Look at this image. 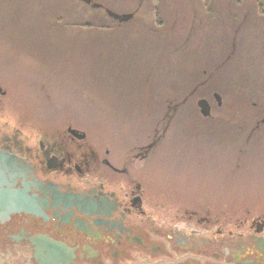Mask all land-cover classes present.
<instances>
[{"label":"rangeland","instance_id":"374dc122","mask_svg":"<svg viewBox=\"0 0 264 264\" xmlns=\"http://www.w3.org/2000/svg\"><path fill=\"white\" fill-rule=\"evenodd\" d=\"M92 1L0 0V128L26 134L22 114L48 131L78 121L98 144L152 141L169 201H264V136L247 122L264 113L261 0Z\"/></svg>","mask_w":264,"mask_h":264},{"label":"flooded vegetation","instance_id":"af4514ba","mask_svg":"<svg viewBox=\"0 0 264 264\" xmlns=\"http://www.w3.org/2000/svg\"><path fill=\"white\" fill-rule=\"evenodd\" d=\"M17 115L26 134L0 128V264H264V201L217 210L175 189L169 201L152 141L98 144L78 121L48 131ZM247 122L264 136V113Z\"/></svg>","mask_w":264,"mask_h":264},{"label":"water","instance_id":"95a60500","mask_svg":"<svg viewBox=\"0 0 264 264\" xmlns=\"http://www.w3.org/2000/svg\"><path fill=\"white\" fill-rule=\"evenodd\" d=\"M82 1H84L85 3L92 4V6L97 7V8L100 7V6H102V4L95 3L92 0H82ZM107 12H108V14H110V15L114 16L115 18H118V19H122V18L125 19V18H129L130 17V15H124V16H122L121 14H117V13H115L114 11H112L110 9ZM215 96L218 99H220V97L217 94Z\"/></svg>","mask_w":264,"mask_h":264},{"label":"bare ground","instance_id":"6f19581e","mask_svg":"<svg viewBox=\"0 0 264 264\" xmlns=\"http://www.w3.org/2000/svg\"><path fill=\"white\" fill-rule=\"evenodd\" d=\"M8 260V264H15V263H17V261H16V259H14V258H8L7 259ZM43 260H49V259H47V257L45 258V257H43Z\"/></svg>","mask_w":264,"mask_h":264},{"label":"trees","instance_id":"16d2710c","mask_svg":"<svg viewBox=\"0 0 264 264\" xmlns=\"http://www.w3.org/2000/svg\"><path fill=\"white\" fill-rule=\"evenodd\" d=\"M60 16V15H59ZM62 19H64V18H62ZM61 22H63V21H61ZM63 23H66V21H64Z\"/></svg>","mask_w":264,"mask_h":264}]
</instances>
